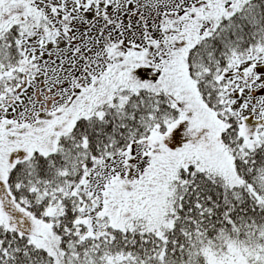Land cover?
Instances as JSON below:
<instances>
[{
  "label": "snow or ice",
  "instance_id": "1",
  "mask_svg": "<svg viewBox=\"0 0 264 264\" xmlns=\"http://www.w3.org/2000/svg\"><path fill=\"white\" fill-rule=\"evenodd\" d=\"M0 264H264V0H0Z\"/></svg>",
  "mask_w": 264,
  "mask_h": 264
}]
</instances>
